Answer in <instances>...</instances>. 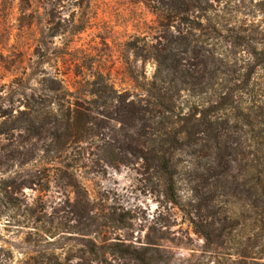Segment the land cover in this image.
<instances>
[{
  "label": "rangeland",
  "instance_id": "obj_1",
  "mask_svg": "<svg viewBox=\"0 0 264 264\" xmlns=\"http://www.w3.org/2000/svg\"><path fill=\"white\" fill-rule=\"evenodd\" d=\"M172 58L194 79H174ZM161 78L174 113L159 136L194 105L209 139L197 125L196 146L149 149ZM259 173L264 0H0V264H264V210L246 195Z\"/></svg>",
  "mask_w": 264,
  "mask_h": 264
},
{
  "label": "trees",
  "instance_id": "obj_2",
  "mask_svg": "<svg viewBox=\"0 0 264 264\" xmlns=\"http://www.w3.org/2000/svg\"><path fill=\"white\" fill-rule=\"evenodd\" d=\"M155 64L158 66L157 67V70L162 67V68H166V59L164 57L162 58H158V60H155ZM168 65V64H167ZM169 67V71L170 73L172 74V77L174 79H187V81H189V79L193 80V68L190 69V67L188 66H182L180 65L179 63V60H176L175 58H172L170 60V63L168 65ZM129 75L132 79H136V77L134 76L133 72L130 71L129 72ZM165 81L164 79H160L159 83L157 84V82L154 81L151 82L150 85H147V92L150 94V96L153 98V101L152 102H149L147 101V104L151 106V110H150V115H149V118L147 119L150 123H149V126L152 130V133L151 135L154 136L153 139L150 140V150L155 153L158 154V153H162V155L164 154H168L170 150L176 148V146H179L181 145V143L179 144L180 141H184L185 145L187 147H189L190 145H194L196 146V138L194 139V134H196V126L199 125H206L209 127L208 129L206 128V131L204 130L203 132L207 133V136H206V139H209V136H211L210 132H209V129L210 131H212V125H213V122H211V118L212 116L207 113L205 114L206 112H202L204 110H200L197 111L196 108L194 107V105H191L189 108H188V111H187V115H186V118H184L183 123H182V126H181V129L178 130L177 132V135H175L174 137L170 138L171 140L170 141H165L161 138V136H159V130L155 129V126L157 125H160V119H163L164 117H168L167 116V113H174V108L173 107H168L167 106V102H166V99H165V94H161L162 91L164 90V85ZM180 84V87H183V88H180L179 90L181 91H184L186 93H190L191 91H193V84L190 83V85L188 84V82H179ZM108 87V86H107ZM112 90V89H110ZM218 99H216L214 101V103L216 105H218L220 103V99H221V96L220 95H217ZM126 107H129V108H134L135 110L137 111H141L142 108L139 106L140 103H135V102H132V101H129L127 104ZM221 109V107H220ZM198 112L200 114H198ZM196 115H199V117L196 119ZM215 125V124H214ZM217 126V124H216ZM162 132H163V128H162ZM182 136V138H180ZM151 136V137H152ZM219 136L218 134H214L213 135V147L214 149L217 151V149H219ZM165 143H167V147H169V149L165 148L164 145ZM156 157L154 156L153 154V157L151 158L152 159V166L154 167L156 162H159V164L163 165L162 167L164 168V170L166 171V178H165V184H166V187H167V190H168V193L172 196L174 195L173 191V180H172V177H171V166L169 165V158H165V157ZM216 158L218 159H221L220 157V154H215ZM229 160V161H228ZM225 160V162H223L224 164V173L226 171V168L228 166V164L230 163V161H232L233 159L230 157L229 159ZM163 161H165L163 163ZM219 165V164H218ZM227 165V166H226ZM252 166L250 165V168ZM249 182H251V184L249 185V188L247 190V194L248 197H251L253 198L254 200V203H255V200H257V202H259L260 204H262L261 206V209L264 210V174L260 175L257 174V175H252L249 179ZM221 182L219 183L218 180H216L215 182V186L213 188V193H216L217 192V189L218 191H221ZM219 185V186H218ZM223 189V188H222ZM218 193V192H217ZM216 195V194H215ZM214 195V196H215ZM258 203V204H259ZM256 227H260L255 225L254 227L251 228V230H254Z\"/></svg>",
  "mask_w": 264,
  "mask_h": 264
}]
</instances>
